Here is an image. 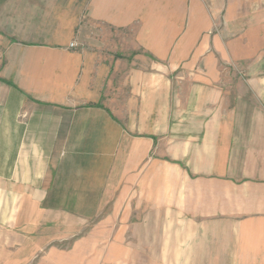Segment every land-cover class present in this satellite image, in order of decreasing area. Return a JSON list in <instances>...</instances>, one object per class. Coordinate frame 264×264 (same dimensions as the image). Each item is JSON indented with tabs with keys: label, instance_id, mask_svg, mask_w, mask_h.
I'll use <instances>...</instances> for the list:
<instances>
[{
	"label": "crops",
	"instance_id": "1",
	"mask_svg": "<svg viewBox=\"0 0 264 264\" xmlns=\"http://www.w3.org/2000/svg\"><path fill=\"white\" fill-rule=\"evenodd\" d=\"M132 189L167 255L264 264V0H0V224L108 230Z\"/></svg>",
	"mask_w": 264,
	"mask_h": 264
},
{
	"label": "rangeland",
	"instance_id": "2",
	"mask_svg": "<svg viewBox=\"0 0 264 264\" xmlns=\"http://www.w3.org/2000/svg\"><path fill=\"white\" fill-rule=\"evenodd\" d=\"M134 51L126 52V69L139 60L137 50ZM126 211L124 222L122 216L118 219L114 214L109 216L108 230L97 223L91 225L93 229L88 225L90 229L84 227L77 232L65 224H50L46 230H38L35 224H9L11 227L0 224V264H183L174 255L175 248L167 255L163 245L155 247L149 237L139 238L137 190L127 191ZM25 216L24 220L31 219L30 215Z\"/></svg>",
	"mask_w": 264,
	"mask_h": 264
},
{
	"label": "built area",
	"instance_id": "3",
	"mask_svg": "<svg viewBox=\"0 0 264 264\" xmlns=\"http://www.w3.org/2000/svg\"><path fill=\"white\" fill-rule=\"evenodd\" d=\"M77 45H78L77 43H72L71 44L72 47H77Z\"/></svg>",
	"mask_w": 264,
	"mask_h": 264
}]
</instances>
